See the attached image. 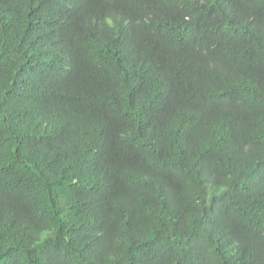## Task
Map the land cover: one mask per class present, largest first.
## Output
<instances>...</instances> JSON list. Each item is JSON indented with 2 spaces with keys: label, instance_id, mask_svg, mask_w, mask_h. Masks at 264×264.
Instances as JSON below:
<instances>
[{
  "label": "trees",
  "instance_id": "obj_1",
  "mask_svg": "<svg viewBox=\"0 0 264 264\" xmlns=\"http://www.w3.org/2000/svg\"><path fill=\"white\" fill-rule=\"evenodd\" d=\"M0 264H264V0H0Z\"/></svg>",
  "mask_w": 264,
  "mask_h": 264
}]
</instances>
